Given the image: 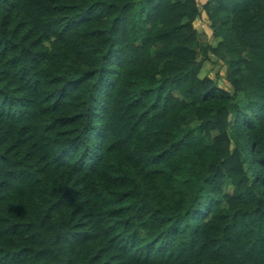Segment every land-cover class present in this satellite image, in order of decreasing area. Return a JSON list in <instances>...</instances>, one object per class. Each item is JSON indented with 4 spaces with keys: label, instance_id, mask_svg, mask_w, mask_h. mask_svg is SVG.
<instances>
[{
    "label": "trees",
    "instance_id": "16d2710c",
    "mask_svg": "<svg viewBox=\"0 0 264 264\" xmlns=\"http://www.w3.org/2000/svg\"><path fill=\"white\" fill-rule=\"evenodd\" d=\"M0 264H264V0H0Z\"/></svg>",
    "mask_w": 264,
    "mask_h": 264
},
{
    "label": "rangeland",
    "instance_id": "374dc122",
    "mask_svg": "<svg viewBox=\"0 0 264 264\" xmlns=\"http://www.w3.org/2000/svg\"><path fill=\"white\" fill-rule=\"evenodd\" d=\"M140 0H135V3L138 4ZM196 26L198 28V40L195 44L196 49L200 50L202 49L203 46H205L210 38L211 35V29L209 28V22H207L206 17H199L196 21ZM201 53V51H200ZM221 64L219 63H215V62H208L206 61L204 63V66L202 67L201 70V74L204 73H208L209 69H210V74L217 79L216 74L218 72V70L220 69ZM221 83V85L223 86L222 81H219ZM226 191L230 192L231 188L228 184H226Z\"/></svg>",
    "mask_w": 264,
    "mask_h": 264
}]
</instances>
